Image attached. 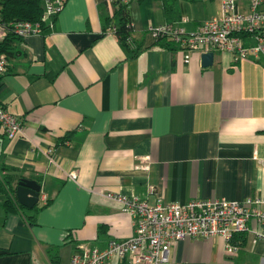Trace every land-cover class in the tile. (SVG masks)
<instances>
[{
	"label": "crops",
	"instance_id": "0c3cea01",
	"mask_svg": "<svg viewBox=\"0 0 264 264\" xmlns=\"http://www.w3.org/2000/svg\"><path fill=\"white\" fill-rule=\"evenodd\" d=\"M222 1L124 0L132 55L108 32L115 6L107 0H67L43 33L13 43L0 107L23 133L9 139L0 128V176L36 181L38 203L49 202L32 225L5 211L0 192V264H69L82 248L130 239L132 219L108 195L151 205L264 196L255 160L264 157V58L234 62L211 51L204 67L198 49L185 63L183 51L148 31L185 18L191 35L221 17ZM235 2L237 12L249 10L250 0ZM252 240L241 235L230 255L221 238L185 239L171 245L170 259L264 264V241Z\"/></svg>",
	"mask_w": 264,
	"mask_h": 264
},
{
	"label": "built area",
	"instance_id": "2783aa9c",
	"mask_svg": "<svg viewBox=\"0 0 264 264\" xmlns=\"http://www.w3.org/2000/svg\"><path fill=\"white\" fill-rule=\"evenodd\" d=\"M116 1L107 0V3L114 5ZM66 2L42 0V23L0 20V44L9 36L24 39L43 33L42 25L57 16ZM221 12L220 18L204 21L191 35L183 27L187 22L185 18L179 22L151 27L148 31L155 39L166 38L175 43L184 52L185 63L190 59V51L198 49L203 53L226 52L234 62L244 61L248 57L264 58L263 0H250L249 10L245 13L237 12L235 0H223ZM108 32L115 34L116 28L110 27ZM244 38L250 40L251 44L245 46ZM7 67L8 59L0 53V75L7 71ZM0 128L9 139L23 133L22 121L2 107ZM255 160L264 166V157L259 158L255 154ZM143 162H148V159ZM142 168L147 170L148 165L144 164ZM67 176L75 179L73 172ZM108 196L119 202L123 211L131 217L133 237L110 240L103 248H82L70 257L69 264H174L170 259V247L185 239L221 238L230 255L238 250L232 244L236 235L251 234L253 243L264 241V196L249 198L244 202L216 198L193 200L184 204L166 203L158 199L152 205L137 197ZM46 201L45 196H42L41 202L45 204ZM251 221L259 230H250Z\"/></svg>",
	"mask_w": 264,
	"mask_h": 264
},
{
	"label": "trees",
	"instance_id": "16d2710c",
	"mask_svg": "<svg viewBox=\"0 0 264 264\" xmlns=\"http://www.w3.org/2000/svg\"><path fill=\"white\" fill-rule=\"evenodd\" d=\"M123 2L124 0H117L114 3L115 11L113 14V18L115 19V36L118 38V41L126 49V51H128L132 55L134 53V50H132L131 48L132 23L128 13L127 5ZM42 12V0H0V20L3 22L25 20L32 23H42ZM172 20L169 19L168 23H174L178 21L177 19H174L173 21ZM42 28L44 31L46 29V26L43 24ZM19 39L20 38H16L14 36H9L2 44H0V53L5 54L7 57H10L13 54V43ZM161 40H165V47L171 48L170 46H174L173 49L177 48V45L175 46V43H173L171 40L163 38L157 41ZM10 170L15 171L13 168H11ZM17 180L18 177L14 175H7V177L0 176V192H3L8 197L3 207L5 211L11 213H23L28 218L30 223L34 225L36 223L38 212L48 204L49 200H47L43 205H40L38 203L39 205L37 204L31 210H28L19 205L15 196V191L18 183ZM30 213L31 215H28ZM240 237L241 234H239L238 236L236 235L232 240V244H236L237 241L235 240H238V238Z\"/></svg>",
	"mask_w": 264,
	"mask_h": 264
},
{
	"label": "water",
	"instance_id": "95a60500",
	"mask_svg": "<svg viewBox=\"0 0 264 264\" xmlns=\"http://www.w3.org/2000/svg\"><path fill=\"white\" fill-rule=\"evenodd\" d=\"M213 53L207 52L201 56L202 66L207 67L212 64ZM41 187L34 181L29 179H20L17 183L15 191L16 200L19 205L31 210L39 202Z\"/></svg>",
	"mask_w": 264,
	"mask_h": 264
}]
</instances>
